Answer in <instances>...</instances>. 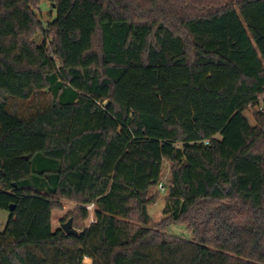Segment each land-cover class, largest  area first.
<instances>
[{
	"label": "trees",
	"instance_id": "1",
	"mask_svg": "<svg viewBox=\"0 0 264 264\" xmlns=\"http://www.w3.org/2000/svg\"><path fill=\"white\" fill-rule=\"evenodd\" d=\"M0 209V264H264V0H0Z\"/></svg>",
	"mask_w": 264,
	"mask_h": 264
},
{
	"label": "rangeland",
	"instance_id": "2",
	"mask_svg": "<svg viewBox=\"0 0 264 264\" xmlns=\"http://www.w3.org/2000/svg\"><path fill=\"white\" fill-rule=\"evenodd\" d=\"M56 17V9L49 1L40 2L38 8H36V18L40 21L44 26H48L49 22H51ZM33 40L37 43H42L43 35L41 31H38L36 35L33 37ZM42 98H45L43 95ZM42 103H44V99H42ZM40 103V102H39ZM16 104L19 108V112L23 115L29 114L31 110H35L37 108L38 101L35 100H11V105ZM41 104V103H40ZM170 179V171L169 164L166 163L164 167V174L162 180L166 185H168ZM150 194H156L158 196L156 203L149 206V214L151 216L150 226L153 227L159 223H161L166 216L163 213L165 207V198L167 197L168 191L161 192L159 186H155L149 191ZM81 206L73 203V202H64V207L60 210H55L53 213V228L56 229L61 227L63 223H66L70 219H72V225L76 230H80L83 227L89 225L91 223V217L93 215V211H90V217L87 220H81L80 218H76V221L71 217V213H74L77 208ZM88 210V209H87ZM10 219V214L6 210L0 209V231H4L7 223ZM64 220V221H63ZM166 232L169 234H173L176 236L183 237L185 239L192 238V233L189 231L187 226L183 223L181 224H171L166 228ZM84 264H92V259L86 258Z\"/></svg>",
	"mask_w": 264,
	"mask_h": 264
},
{
	"label": "water",
	"instance_id": "3",
	"mask_svg": "<svg viewBox=\"0 0 264 264\" xmlns=\"http://www.w3.org/2000/svg\"><path fill=\"white\" fill-rule=\"evenodd\" d=\"M14 207H11V210H13ZM72 219H70L69 221H67L66 223H63L61 225V228L64 230V232L66 234H76L78 231L73 227L72 225Z\"/></svg>",
	"mask_w": 264,
	"mask_h": 264
},
{
	"label": "built area",
	"instance_id": "4",
	"mask_svg": "<svg viewBox=\"0 0 264 264\" xmlns=\"http://www.w3.org/2000/svg\"><path fill=\"white\" fill-rule=\"evenodd\" d=\"M158 186H159V189H160L161 192H165L166 191V186H165V183H164L163 180H161V182L159 183ZM85 208L90 210V211H93L94 210V204L93 203L89 204V205L85 206ZM93 221H94V215H92V217H91V222H93Z\"/></svg>",
	"mask_w": 264,
	"mask_h": 264
}]
</instances>
